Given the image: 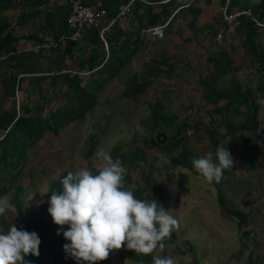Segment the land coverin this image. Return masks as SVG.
Wrapping results in <instances>:
<instances>
[{
  "label": "trees",
  "instance_id": "16d2710c",
  "mask_svg": "<svg viewBox=\"0 0 264 264\" xmlns=\"http://www.w3.org/2000/svg\"><path fill=\"white\" fill-rule=\"evenodd\" d=\"M132 0H104L103 7L113 16L118 13L121 5H127ZM182 0H133L131 11L127 20L114 25L105 36L108 51L100 39L99 30L93 29L87 33L83 46L80 40H73V32L67 23L68 4L65 0H0V82L2 85L1 100L16 99L18 92L28 90V102L16 109V103L12 109L0 107V200L11 195V205L17 215L20 225L28 232L38 234L41 244L40 255L25 257L29 262L37 264H77V261L65 253L63 246L66 243L64 237L57 236L52 240L48 233L49 215L48 201L51 192L62 191L61 180L70 170L63 171L59 178L50 184L46 202L37 209L28 208L24 204V186L20 184L24 164L28 158L29 150L35 147L45 136L50 133L58 135L60 131L74 122L84 119L92 113L98 105L100 95L107 85L117 78L126 66L137 57L141 48L145 45L143 32L146 29L164 25L167 28L178 18L187 21L189 28L196 31L195 22L203 14L202 6L178 5ZM204 0H196L201 2ZM209 2L210 0H205ZM223 5L226 0H222ZM17 11L16 20L12 21L6 13ZM227 12H246L238 18L240 23L236 29L241 39L245 54L255 65L259 75L258 85L250 86L246 81L240 80L234 75L239 66L229 52L221 49L216 55L208 56V62L212 64V70L208 75L200 78L203 90V100L212 106L209 111L210 123L200 126L210 140L212 152L219 147H226L219 137V126H225L228 136L239 132L248 133L246 143L249 148L256 144H264V133L261 131L259 121L260 105L258 97L264 96V1L252 2L251 0H229ZM21 28H26V33H19ZM210 29L212 35H217V28L205 26ZM213 29V30H212ZM22 30V29H21ZM32 44L38 51L20 50L21 44ZM48 51L47 56L45 52ZM34 54L37 56L35 57ZM47 63H42V60ZM66 60H75L77 70L70 71ZM45 65H47L45 67ZM169 68H171L169 66ZM86 71L85 78L82 72ZM230 75L227 86H218L221 80ZM26 85V89H24ZM148 85L140 82L138 75L133 77L132 85L127 90V96L137 95L143 92ZM65 101L61 100V90ZM52 91V92H50ZM36 93L39 100L30 102L32 94ZM150 123L148 124L152 136L148 140L149 149L165 150L169 159L170 169L186 168L198 176L191 160L199 158L200 154L188 143L189 129H197L188 121L177 123L175 116L163 114V104L159 101L151 104ZM47 112V113H46ZM223 117L224 123H219L217 118ZM166 129L171 132L169 140L159 144L156 139L157 129ZM187 132V133H186ZM259 141L260 143H257ZM92 140L87 151L88 163L96 146ZM229 151V149L227 148ZM113 160L119 159L126 169L124 175L125 187L131 190L135 198L145 201L155 199L165 206L164 187L155 178L153 164L149 163L144 149L136 146L131 151L125 152L121 145H116L110 152ZM248 155L242 156L246 161ZM139 169V177L132 179L131 170ZM229 169L225 170L223 176ZM74 173V172H73ZM93 174H98L94 169ZM203 177V176H202ZM216 185L217 182L213 181ZM218 201L221 208L232 219L236 220L240 232L241 246H246L244 239H249L252 230L244 229L251 226V216L243 211L227 204V198L220 189ZM177 235L172 233L163 241L164 246L174 243ZM252 248L259 247L257 236L252 238ZM125 254L136 264H154V251L151 254L134 253L127 250ZM193 261L198 264L190 247ZM251 261L250 264H252ZM99 264H113L111 261H101Z\"/></svg>",
  "mask_w": 264,
  "mask_h": 264
},
{
  "label": "rangeland",
  "instance_id": "374dc122",
  "mask_svg": "<svg viewBox=\"0 0 264 264\" xmlns=\"http://www.w3.org/2000/svg\"><path fill=\"white\" fill-rule=\"evenodd\" d=\"M194 1L196 0H182L178 5L193 3L197 7L202 6L205 13L198 20V24L207 22L216 29L219 25L216 20H220L221 8L224 7L222 1ZM262 42L264 44V33ZM84 43L83 37L79 45L83 46ZM19 49L38 51L32 44L23 43ZM221 49L229 52L235 65L239 66L238 71L233 72L237 78L248 82L252 87L258 85L259 75L252 60L245 54L236 30L228 32L227 37L219 44L210 29L196 34L186 22L179 19L166 29L162 40L145 38V45L137 57L107 85L92 113L62 129L58 135L46 134L29 150L20 179V184L24 186L25 206L37 209L45 203L50 184L65 170L74 173L82 168L91 172L98 170L102 163L97 159L99 150L102 149L110 155L116 145H121L125 152L138 146L145 150L149 163L154 166L155 178L163 184V208L166 211L171 210L170 214L178 221L177 227L172 231L177 239L164 248L158 246L154 250V257L171 256L176 264H195L190 254L191 247L198 264H243L250 254L252 238L257 236L259 247L252 248V258L247 264L251 261L252 264H264V144L249 148L246 143L248 133L239 132L228 136L225 126H219V137L222 143L227 144L234 165L216 185L186 168L171 170L165 150L149 149L148 140L152 136L148 126L150 106L159 101L164 106L163 114L177 117V123L188 121L193 126H199L197 129H189L188 143L198 151L200 157L209 152L213 153L208 136L200 128L210 123L208 112L212 109L202 98L204 92L200 78L212 70L208 56L216 55ZM45 54L48 56L49 52L46 51ZM42 63L46 64L47 60H42ZM66 63L69 64L70 71L77 70L75 60H66ZM88 74L86 71L82 72L85 78ZM135 74L140 82H147L148 85L143 92L127 96ZM229 80L230 75L225 76L218 86H227ZM23 88L26 89V85ZM66 92L64 86L60 93L61 100L65 101L63 93ZM1 93L0 82V107L3 109H12L16 103L18 110L20 105L28 102V90L18 92L16 99L6 101L1 100ZM38 100L36 93L31 95L30 102L35 103ZM258 103L261 108L258 118L264 133V96L258 97ZM217 120L224 123L223 117H218ZM159 133L166 134V142L169 140V130L159 128L155 135ZM92 140L97 143L88 163L86 153ZM246 154L249 157L243 161L242 156ZM139 173L138 168L131 170L134 181L138 179ZM217 189L223 192L229 206L243 210L251 216L253 224L244 228L252 230L250 238L243 240L246 246H241L236 220L221 208ZM0 201L4 202L5 207L4 214L0 215V231L7 233L11 224H15L18 229L23 227L11 205V195ZM46 220L47 231L52 240L57 239V236L64 237L63 231L67 230V226L60 230L49 219ZM58 231L60 235H57ZM125 253V247H122L120 251L110 253L106 261L113 264H125V261L126 264H136Z\"/></svg>",
  "mask_w": 264,
  "mask_h": 264
},
{
  "label": "clouds",
  "instance_id": "9594fccd",
  "mask_svg": "<svg viewBox=\"0 0 264 264\" xmlns=\"http://www.w3.org/2000/svg\"><path fill=\"white\" fill-rule=\"evenodd\" d=\"M260 143L259 141H256ZM97 159L102 163L98 174L87 168L68 172L61 180L62 191L51 192L48 213L53 223L63 231L65 253L77 264H99L126 245L135 254H151L177 227V219L155 199L135 198L125 187L126 169L119 159L113 160L104 150ZM197 173L208 182H219L234 159L226 147L216 149L191 160ZM5 212L0 201V215ZM60 235V231L57 232ZM41 240L37 233L11 224L7 233L0 231V264H28L25 257L40 255ZM127 261H125L126 264ZM154 264H176L171 256L154 257Z\"/></svg>",
  "mask_w": 264,
  "mask_h": 264
},
{
  "label": "built area",
  "instance_id": "2783aa9c",
  "mask_svg": "<svg viewBox=\"0 0 264 264\" xmlns=\"http://www.w3.org/2000/svg\"><path fill=\"white\" fill-rule=\"evenodd\" d=\"M68 4L67 23L73 32L72 39L80 40L93 29L99 30L100 39L103 41L106 50L108 51V44L105 36L109 33L111 28L117 23H123L127 20V15L131 11V4L133 0L127 5H121L116 15H111L104 7V0H65ZM229 0L222 8L220 14L219 25L217 26L216 41L221 44L227 37L228 32L235 31L240 23L238 18L246 12L228 13L227 6ZM248 14V13H246ZM168 23L158 25L143 32L144 38H151L152 40H162L165 36ZM264 26V25H262Z\"/></svg>",
  "mask_w": 264,
  "mask_h": 264
},
{
  "label": "crops",
  "instance_id": "0c3cea01",
  "mask_svg": "<svg viewBox=\"0 0 264 264\" xmlns=\"http://www.w3.org/2000/svg\"><path fill=\"white\" fill-rule=\"evenodd\" d=\"M221 1H222V0H221ZM214 5H215V4H214ZM216 6H217V5H216ZM207 9H208V6L206 7V11H207ZM221 10H222V8H221ZM204 13H205V11L203 12V14H204ZM206 13H207V12H206ZM203 14H202V15H203ZM6 15H7L9 18H11L12 21H13V19H14V21H15V20H16V16H17V11H9V12L6 13ZM202 15L200 16V18L202 17ZM14 16H15V17H14ZM200 18H199V19H200ZM179 19H180V18H178L177 20H179ZM191 19H192V17H189V18L187 19V21H183V20H182V21L187 23L188 21H191ZM199 19H198V20H199ZM198 20H197V21L195 22V24H194L195 27H196V31L194 32L192 29H191V30H192L194 33H196V34L199 33V32H200V33H204V29H203V28H204L205 26H210V23H207V22L201 23V22H200V24H198ZM216 21H217V23H218V22H219V19H217ZM174 23H175V22H173V24H174ZM21 29H22V30H21ZM21 29H18V28H17V30H20L19 33H26V32H27V31H25L26 28H21ZM206 33H208V31H206ZM204 38H205V37H204Z\"/></svg>",
  "mask_w": 264,
  "mask_h": 264
},
{
  "label": "water",
  "instance_id": "95a60500",
  "mask_svg": "<svg viewBox=\"0 0 264 264\" xmlns=\"http://www.w3.org/2000/svg\"><path fill=\"white\" fill-rule=\"evenodd\" d=\"M156 139H157V142L159 144H164V143H166L167 136L164 133H159V134H157ZM250 249H251L250 254L243 264L249 263L251 258H252V247L251 246H250Z\"/></svg>",
  "mask_w": 264,
  "mask_h": 264
}]
</instances>
